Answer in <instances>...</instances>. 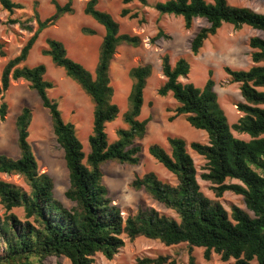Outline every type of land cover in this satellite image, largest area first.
I'll use <instances>...</instances> for the list:
<instances>
[{
  "label": "trees",
  "instance_id": "obj_1",
  "mask_svg": "<svg viewBox=\"0 0 264 264\" xmlns=\"http://www.w3.org/2000/svg\"><path fill=\"white\" fill-rule=\"evenodd\" d=\"M72 1L66 0L60 5L57 0H48L54 13L43 21L35 11L31 18L37 25L35 31L19 53L5 63L0 73V97L11 81L23 80L47 110L55 141L63 153L69 182L64 198L71 206L66 207L53 197L51 178L38 172L27 141L32 113L28 107H23L14 119L19 157L12 159L0 154V174L21 176L29 192L0 180V204L3 208L6 211L13 208L23 210V221L13 215L0 219V264H42L48 257H63L70 264H93V257L97 254L112 260L123 247V238L132 241L138 237L158 241L165 247L186 244L188 264H195L191 255L193 248H202L206 261L214 253L223 263L264 264V14L230 6L226 0H166L153 5L160 15L181 17L186 30L191 28L195 19L206 22V26L199 28L190 41L189 50L193 56L222 24L234 29L248 26L262 36L248 39L250 68H223L229 83L238 84L243 99L236 104L240 117L232 125L228 124L217 102L211 70L207 72L203 87L196 88L179 80L189 73L186 60L179 58L171 64L166 54L161 57L163 82L156 93L160 97L170 94L176 103L168 121L182 116L191 128L205 133L207 142L187 145L182 138L169 136L166 138L169 153L159 145H150L148 154L175 178V185L161 181L152 172L135 177L130 184L133 190L143 191L153 201L173 211L177 220L152 208H138L123 218L119 208L112 205L108 197L101 167L108 162L130 166L138 164L141 148L137 141L144 138L149 122V118H138L152 68L145 64L128 70L131 86L126 109L121 115L124 128H118L116 139L109 142L105 125L113 122L119 114L117 105L112 102L110 63L119 46L138 47L140 38L120 33L112 16L97 8L98 0H87L83 14L103 28L91 72L67 56L62 42L54 38L44 40L46 47L41 50V55L62 69L92 104L91 133L87 137L88 152L85 154L75 127L62 119L57 103L47 96L53 83L44 78L45 66L29 67L25 64L38 35L61 16L73 13ZM133 2L147 6L146 0H120L123 6L119 11L120 18L137 19V12L125 7ZM0 8L13 14L22 6L13 0H0ZM25 30L31 31V28L26 27ZM81 33L92 36L95 31L82 28ZM159 38H166L161 31L152 41ZM3 45L0 42V57H5ZM6 114L7 104L1 102L0 121ZM231 131L245 134L249 140L237 139ZM187 148L205 161V172L200 178L213 186L214 196L219 198L224 192L239 195L250 214L236 207L228 214L218 202L201 193ZM227 180L239 183L226 184ZM135 264L175 262L167 256H156L136 259Z\"/></svg>",
  "mask_w": 264,
  "mask_h": 264
},
{
  "label": "rangeland",
  "instance_id": "obj_2",
  "mask_svg": "<svg viewBox=\"0 0 264 264\" xmlns=\"http://www.w3.org/2000/svg\"><path fill=\"white\" fill-rule=\"evenodd\" d=\"M63 5L66 0H57ZM87 0H73L71 15L61 16L54 25L43 30L29 51L25 64L29 67L37 64L45 66L44 78L53 83V88L47 91V96L55 101L65 122L73 124L76 135L83 147V152H88L87 137L91 133L92 104L81 89L64 74L63 70L55 67L51 60L41 55V50L46 47L44 40L54 38L63 43L67 56L81 64L90 72L93 70L98 46L103 35V28L85 16L82 12ZM147 6L143 7L136 2L125 7L132 12H137V19L120 18L119 11L123 7L120 0H98L97 8L109 13L119 25V32L136 35L140 38L138 47L126 45L119 46L110 63L109 78L113 90L112 102L117 105L119 114L117 118L105 125V133L109 142L116 139L115 131L124 128L121 115L126 109V98L130 90L131 81L127 72L132 67L149 64L152 73L146 82L143 91V106L139 120L149 118L146 125V134L141 141H137L141 150L139 162L135 166L108 162L101 167L102 182L107 188L108 197L112 205H116L124 218L133 214L138 208H152L155 211L177 220L175 213L153 201L143 191H135L130 187L135 177H140L147 172L154 173L161 181L175 185V178L158 164L149 154L148 147L156 144L166 152H170L166 143L169 136L182 138L187 145L191 142L206 144V135L202 131L191 128L182 116L169 122L172 109L176 103L168 94L160 97L156 91L163 82L160 71V59L166 54L171 64L179 58H183L189 64V73L179 80L182 83H190L196 88H202L208 78V70L212 72L214 92L217 102L224 112L229 125L236 123L240 114L236 110V104L243 102L238 91V84L229 83L228 76L223 68L232 70H247L252 65L250 61V49L248 39L262 34L248 26L234 29L228 24H222L214 36L208 37L196 56L190 53V41L199 28L205 27L203 19H195L190 29L183 27L181 17L173 15H160L153 5L166 0H146ZM211 2L212 0H205ZM233 7H245L260 14H264V0H226ZM20 4L22 9L8 14L0 8V42H2L5 57H0V73L5 63L15 57L26 43L37 25L32 18L36 11L39 19L43 21L53 15V7L48 0H13ZM36 2V5H34ZM141 21V22H140ZM30 27L31 31L25 30ZM82 28L92 29V36L83 35ZM161 31L166 38L152 41L157 32ZM7 104V114L0 121V154L16 159L19 151L16 143V130L14 119L23 107L31 110L32 117L28 127L27 141L35 157L38 172L47 174L53 183V197L66 207L71 204L64 198V192L68 188V173L63 160V153L57 145L47 110L40 103L37 94L31 90L23 80L11 81L8 89L0 97V103ZM232 135L240 140L248 141L249 137L231 131ZM187 152L193 160L196 169V181L201 193L209 200L218 202L228 214L233 207L249 213L239 195L224 192L219 198L214 196L212 185L200 178L204 173L205 161L189 148ZM264 177V174H262ZM0 180L28 193L29 188L19 175L0 174ZM226 184L239 182L227 180ZM250 214V213H249ZM9 215L23 221L22 208H13L6 211L0 204V219L5 220ZM124 245L114 255L112 260H106L102 255L93 257V264H135L136 259L144 257L167 256L175 264H188V248L186 244L165 247L158 241L138 237L132 241L123 238ZM191 255L195 264H230L223 263L214 253L209 260H204L203 249L193 248ZM42 264H70L63 257H48Z\"/></svg>",
  "mask_w": 264,
  "mask_h": 264
}]
</instances>
